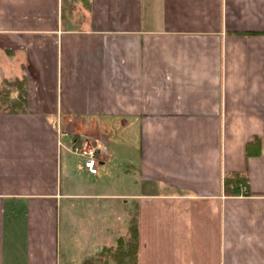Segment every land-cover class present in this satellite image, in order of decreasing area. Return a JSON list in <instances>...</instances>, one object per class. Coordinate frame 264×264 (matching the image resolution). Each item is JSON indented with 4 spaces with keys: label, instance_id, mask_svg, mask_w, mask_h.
<instances>
[{
    "label": "crops",
    "instance_id": "1",
    "mask_svg": "<svg viewBox=\"0 0 264 264\" xmlns=\"http://www.w3.org/2000/svg\"><path fill=\"white\" fill-rule=\"evenodd\" d=\"M15 80L0 264H65L79 240L88 259L133 217L138 264H264V0H0V88ZM229 172L251 194L225 195Z\"/></svg>",
    "mask_w": 264,
    "mask_h": 264
},
{
    "label": "trees",
    "instance_id": "2",
    "mask_svg": "<svg viewBox=\"0 0 264 264\" xmlns=\"http://www.w3.org/2000/svg\"><path fill=\"white\" fill-rule=\"evenodd\" d=\"M18 89L17 106L26 103V91L23 87V80H15L12 83ZM261 139L253 136L245 144L246 155L259 153ZM223 193L225 195L238 196L251 194L249 191L248 178L245 174L229 172L223 176ZM138 229L135 217L131 219L127 233L116 239L115 245L103 246L93 257L84 261L83 264H138Z\"/></svg>",
    "mask_w": 264,
    "mask_h": 264
},
{
    "label": "rangeland",
    "instance_id": "3",
    "mask_svg": "<svg viewBox=\"0 0 264 264\" xmlns=\"http://www.w3.org/2000/svg\"><path fill=\"white\" fill-rule=\"evenodd\" d=\"M12 87H14V85H9L6 83L5 85L3 84V86L0 88V110L1 109L2 110L14 109V106H17L16 104H14V103H17V100H18L17 96L15 99H11V96H12L11 93L13 92V91H11ZM17 93H18V91H17ZM88 212L93 213V209L92 210L89 209ZM123 216H124V212H123ZM107 217H108V215H107ZM123 218H125V217H123ZM90 220H92L91 216H90ZM101 221H103V218ZM95 225H96L95 222L94 223L91 222L90 224H87V226H86L91 231L90 232L91 238H93L95 236L93 234V229H94ZM80 242H81L80 240H79V242L77 241L78 244L76 247H72L71 249H67V251L65 253H63V255L61 254L62 255L61 261H63L65 264H66V262L70 263V264H83L87 258V255H85V254H88V253L91 254V252H94V250H95L94 247L97 246V244L94 243L95 246L91 244L87 248H85V247H82Z\"/></svg>",
    "mask_w": 264,
    "mask_h": 264
},
{
    "label": "built area",
    "instance_id": "4",
    "mask_svg": "<svg viewBox=\"0 0 264 264\" xmlns=\"http://www.w3.org/2000/svg\"><path fill=\"white\" fill-rule=\"evenodd\" d=\"M72 152L82 158V166L86 172L96 174L101 155V149L90 138H82L79 144L73 145Z\"/></svg>",
    "mask_w": 264,
    "mask_h": 264
}]
</instances>
